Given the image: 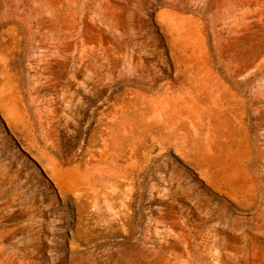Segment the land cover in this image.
<instances>
[{"label": "rangeland", "instance_id": "374dc122", "mask_svg": "<svg viewBox=\"0 0 264 264\" xmlns=\"http://www.w3.org/2000/svg\"><path fill=\"white\" fill-rule=\"evenodd\" d=\"M0 264H264V0H0Z\"/></svg>", "mask_w": 264, "mask_h": 264}, {"label": "bare ground", "instance_id": "6f19581e", "mask_svg": "<svg viewBox=\"0 0 264 264\" xmlns=\"http://www.w3.org/2000/svg\"><path fill=\"white\" fill-rule=\"evenodd\" d=\"M23 149V148H22ZM24 151H26V150H24ZM49 173V172H48ZM68 174V173H67ZM8 250V249H7ZM12 253V252H11ZM17 253V252H16ZM4 254V253H3ZM2 257V256H1ZM3 258V257H2ZM4 259H5V257H4ZM6 259H8V258H6Z\"/></svg>", "mask_w": 264, "mask_h": 264}]
</instances>
